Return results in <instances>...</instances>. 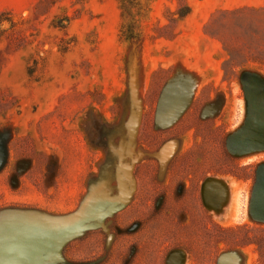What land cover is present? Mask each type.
Listing matches in <instances>:
<instances>
[{"label": "rangeland", "instance_id": "374dc122", "mask_svg": "<svg viewBox=\"0 0 264 264\" xmlns=\"http://www.w3.org/2000/svg\"><path fill=\"white\" fill-rule=\"evenodd\" d=\"M189 3L174 38L123 44L117 0H0V212L45 230L130 194L48 264H264V62L226 72L207 31L264 0Z\"/></svg>", "mask_w": 264, "mask_h": 264}, {"label": "trees", "instance_id": "16d2710c", "mask_svg": "<svg viewBox=\"0 0 264 264\" xmlns=\"http://www.w3.org/2000/svg\"><path fill=\"white\" fill-rule=\"evenodd\" d=\"M117 1L121 10L119 40L123 44L141 41L145 36L150 41L163 37L172 39L177 35V24L190 13L189 0H178L175 8L165 5L162 15L155 17L157 0ZM153 18L149 23L148 20ZM163 18L168 22L163 23ZM207 31L221 40L230 56L224 66L226 72L242 69L251 61L264 62V6L221 10L213 15Z\"/></svg>", "mask_w": 264, "mask_h": 264}, {"label": "water", "instance_id": "95a60500", "mask_svg": "<svg viewBox=\"0 0 264 264\" xmlns=\"http://www.w3.org/2000/svg\"><path fill=\"white\" fill-rule=\"evenodd\" d=\"M255 73L247 74L243 81L245 87L251 83ZM131 97L134 105L137 108V115L133 122V128L129 129V140L126 145V153L132 155V145L137 131L138 122L142 113V105L137 97L136 85L134 78H131ZM251 103L252 100H251ZM254 104V103H253ZM234 136L229 138L228 146L233 142ZM264 147L263 144H261ZM172 144L168 143L163 149V152L171 150ZM262 164L257 171L256 179L263 169ZM126 172L128 181L134 191L132 183L131 170L126 167L123 168ZM214 178H207V180ZM213 181V180H211ZM210 181V182H211ZM214 181L212 183H216ZM209 184H206L208 186ZM130 194L126 191L120 197L113 201L110 206L104 208H88L87 210L78 211L67 215L59 220H50L49 223L43 226L47 227L45 230L37 229L31 223L21 222L17 219L18 212H0V223L7 224V221L14 222L15 227L4 228L0 226V264H48L60 259L61 246L71 237L78 234L81 230L95 227L91 222L100 221L112 214L119 205L129 200ZM6 222V223H5ZM33 244V245H31ZM219 264H237L234 253L222 254L219 259Z\"/></svg>", "mask_w": 264, "mask_h": 264}, {"label": "crops", "instance_id": "0c3cea01", "mask_svg": "<svg viewBox=\"0 0 264 264\" xmlns=\"http://www.w3.org/2000/svg\"><path fill=\"white\" fill-rule=\"evenodd\" d=\"M209 187L217 188V186H215V183L210 184Z\"/></svg>", "mask_w": 264, "mask_h": 264}]
</instances>
